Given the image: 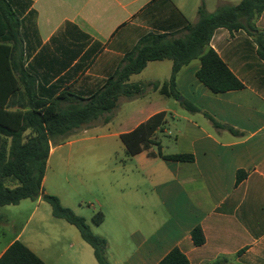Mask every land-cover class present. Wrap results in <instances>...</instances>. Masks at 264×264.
<instances>
[{"label":"crops","instance_id":"crops-1","mask_svg":"<svg viewBox=\"0 0 264 264\" xmlns=\"http://www.w3.org/2000/svg\"><path fill=\"white\" fill-rule=\"evenodd\" d=\"M10 1L22 22L23 66L34 78L36 94L43 100L63 92L88 98L104 86L146 34L181 32L197 22L202 4L213 13L221 6L241 2ZM255 26L264 38V11ZM210 47L243 83V89L211 93L196 77L200 67L196 59L177 75L179 98L169 97L159 90L170 78L172 60L150 61L128 82L156 83L158 89L148 86L141 95L121 96L108 114L109 122L102 121V125L116 122L119 129L114 136L120 139L121 134L165 112L166 123L155 133L154 141L164 155L193 156L191 162L165 160L157 156L158 146L154 144L127 157L135 168L128 169L126 185L117 184L113 189L109 213L128 220L139 217L141 227L135 232L137 245L114 264H157L175 247L190 264H264V60L257 53L254 37L241 29H217ZM2 67L0 55V74ZM17 101L11 110H21ZM182 101L199 111H188ZM208 116L239 134L215 127ZM55 149L51 146L47 165ZM239 171L245 176L236 183ZM26 200L11 206L21 207ZM42 201L41 196L37 198L38 204ZM3 220L5 216L0 215V224ZM197 226L205 237L200 246L191 237ZM19 239L20 234L0 251V256Z\"/></svg>","mask_w":264,"mask_h":264},{"label":"trees","instance_id":"trees-1","mask_svg":"<svg viewBox=\"0 0 264 264\" xmlns=\"http://www.w3.org/2000/svg\"><path fill=\"white\" fill-rule=\"evenodd\" d=\"M264 11V0H241L237 5H224L209 13L205 5L198 9V20L179 33H149L140 38L128 52L116 71L104 86L88 98L63 92L51 100L40 99L36 94L35 80L23 66L22 22L10 0H0V55L3 67L0 74V207L17 205L24 199L42 197L49 203L52 215L73 225L80 237L93 250L98 264H110L106 257V238L94 234L85 219L64 206L57 196L44 194L43 179L51 146L60 138L70 136L75 130L99 119L106 124L121 96L132 98L141 95L148 86L158 89V84L129 83V77L140 73L150 61L172 60L171 75L160 93L179 98L176 78L180 69L193 60H199L197 79L213 94L243 89V83L230 71L210 41L217 29L230 32L244 30L254 37L257 53L264 60V38L256 28L255 20ZM21 110H11L16 105ZM181 104L191 112L199 110L192 104ZM215 127L233 128L216 122L208 116ZM166 123L165 112H160L139 124L133 130L120 135L127 157H133L151 145L158 146L157 156L171 161H193L191 154L164 155L154 141V135ZM245 176L237 172L236 183ZM104 215L94 216L96 224L102 223ZM196 246L204 244L202 229L191 231ZM0 264H47L23 242L15 240L0 256ZM157 264H190L179 248L170 250Z\"/></svg>","mask_w":264,"mask_h":264},{"label":"rangeland","instance_id":"rangeland-1","mask_svg":"<svg viewBox=\"0 0 264 264\" xmlns=\"http://www.w3.org/2000/svg\"><path fill=\"white\" fill-rule=\"evenodd\" d=\"M102 124L99 119L84 125L53 144L56 149L42 186L45 194L57 196L64 206L83 217L94 234L106 235V257L114 264L137 245L135 232L140 229L141 220L109 213L113 189L117 184L126 185L128 169L135 168V164L128 161L121 140L114 136L119 129L117 123ZM95 125L101 126L92 127ZM98 212L105 215L100 224L94 222ZM0 215L5 216L0 224V251L20 234L19 240L47 264H98L78 230L55 218L46 201L38 204L37 199H29L21 207L1 206Z\"/></svg>","mask_w":264,"mask_h":264}]
</instances>
